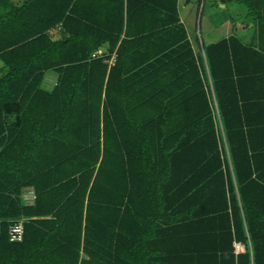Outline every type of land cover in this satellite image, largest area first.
Instances as JSON below:
<instances>
[{
	"label": "trees",
	"instance_id": "1",
	"mask_svg": "<svg viewBox=\"0 0 264 264\" xmlns=\"http://www.w3.org/2000/svg\"><path fill=\"white\" fill-rule=\"evenodd\" d=\"M218 2L195 50L178 0H0V264H264V0Z\"/></svg>",
	"mask_w": 264,
	"mask_h": 264
},
{
	"label": "rangeland",
	"instance_id": "2",
	"mask_svg": "<svg viewBox=\"0 0 264 264\" xmlns=\"http://www.w3.org/2000/svg\"><path fill=\"white\" fill-rule=\"evenodd\" d=\"M16 4H20L23 0H13ZM197 5L193 0L188 5L181 1L179 11L182 21L186 27L190 40L194 49L197 48L196 37L202 40L205 44L216 42L219 39L231 33L232 22L230 17L240 25L246 10L242 4L235 2H220L215 3V0H206L201 11L196 12ZM1 65V63H0ZM46 83H53L51 81L55 75L49 72L46 75Z\"/></svg>",
	"mask_w": 264,
	"mask_h": 264
},
{
	"label": "built area",
	"instance_id": "3",
	"mask_svg": "<svg viewBox=\"0 0 264 264\" xmlns=\"http://www.w3.org/2000/svg\"><path fill=\"white\" fill-rule=\"evenodd\" d=\"M1 150V147H0ZM25 199H34V195L30 192L28 195L24 197ZM23 239V221L19 220L14 222L9 229V241L13 243H17L22 241Z\"/></svg>",
	"mask_w": 264,
	"mask_h": 264
},
{
	"label": "crops",
	"instance_id": "4",
	"mask_svg": "<svg viewBox=\"0 0 264 264\" xmlns=\"http://www.w3.org/2000/svg\"><path fill=\"white\" fill-rule=\"evenodd\" d=\"M181 1H182V0H178V8H179V6H180V4H181ZM191 1H192V0H189V1L184 0V4H185V5H188L189 3H191ZM193 2L196 3L197 0H193ZM196 5H197V4H196ZM196 11H197V8H196ZM179 16H180V20H181V22H183V21H182L181 14H180V11H179ZM54 80H55V78H53L51 81L54 82ZM236 249H237V251H243V247L240 246V245H236Z\"/></svg>",
	"mask_w": 264,
	"mask_h": 264
}]
</instances>
